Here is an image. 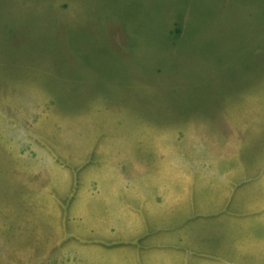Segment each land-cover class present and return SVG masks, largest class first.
Here are the masks:
<instances>
[{"label": "rangeland", "instance_id": "obj_1", "mask_svg": "<svg viewBox=\"0 0 264 264\" xmlns=\"http://www.w3.org/2000/svg\"><path fill=\"white\" fill-rule=\"evenodd\" d=\"M0 264H264V0H0Z\"/></svg>", "mask_w": 264, "mask_h": 264}, {"label": "bare ground", "instance_id": "obj_2", "mask_svg": "<svg viewBox=\"0 0 264 264\" xmlns=\"http://www.w3.org/2000/svg\"><path fill=\"white\" fill-rule=\"evenodd\" d=\"M142 50V49H141Z\"/></svg>", "mask_w": 264, "mask_h": 264}]
</instances>
